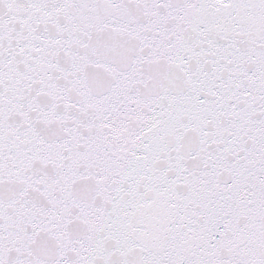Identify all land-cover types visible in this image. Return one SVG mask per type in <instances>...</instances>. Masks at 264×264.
Masks as SVG:
<instances>
[{
  "label": "snow or ice",
  "instance_id": "obj_1",
  "mask_svg": "<svg viewBox=\"0 0 264 264\" xmlns=\"http://www.w3.org/2000/svg\"><path fill=\"white\" fill-rule=\"evenodd\" d=\"M0 264H264V0H0Z\"/></svg>",
  "mask_w": 264,
  "mask_h": 264
}]
</instances>
